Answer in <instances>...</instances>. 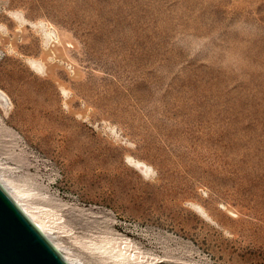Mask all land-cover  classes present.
Instances as JSON below:
<instances>
[{"label":"rangeland","instance_id":"1","mask_svg":"<svg viewBox=\"0 0 264 264\" xmlns=\"http://www.w3.org/2000/svg\"><path fill=\"white\" fill-rule=\"evenodd\" d=\"M0 176L77 264H264V0H0Z\"/></svg>","mask_w":264,"mask_h":264},{"label":"water","instance_id":"2","mask_svg":"<svg viewBox=\"0 0 264 264\" xmlns=\"http://www.w3.org/2000/svg\"><path fill=\"white\" fill-rule=\"evenodd\" d=\"M0 264H67L1 185Z\"/></svg>","mask_w":264,"mask_h":264},{"label":"bare ground","instance_id":"3","mask_svg":"<svg viewBox=\"0 0 264 264\" xmlns=\"http://www.w3.org/2000/svg\"><path fill=\"white\" fill-rule=\"evenodd\" d=\"M0 185L4 188V190L11 196V198L14 200V202L17 204V206L20 208V210L23 212V214L31 221L33 225L42 233V235L49 241V243L56 249V251L62 256V258L66 261L67 264H77L75 259L69 257L65 252L62 250V246L60 247L59 244H57L51 236H49L48 232L43 226V222L41 223L39 220L35 218V216L30 213L28 210V207L20 200L19 193L9 184L5 179H2L0 176Z\"/></svg>","mask_w":264,"mask_h":264}]
</instances>
